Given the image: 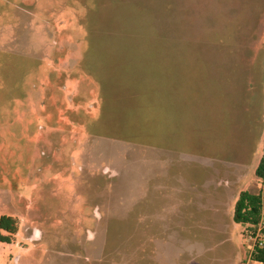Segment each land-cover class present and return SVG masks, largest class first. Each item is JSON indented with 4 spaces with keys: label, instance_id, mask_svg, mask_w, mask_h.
I'll return each instance as SVG.
<instances>
[{
    "label": "rangeland",
    "instance_id": "1",
    "mask_svg": "<svg viewBox=\"0 0 264 264\" xmlns=\"http://www.w3.org/2000/svg\"><path fill=\"white\" fill-rule=\"evenodd\" d=\"M168 44L194 57H264V0H0V264H156L154 239L170 233L157 208L170 229L190 226L202 202L188 197L200 191H180L195 156L112 126L133 111L122 108L117 57L165 55ZM229 221L232 245L215 238L212 254L247 264L256 232Z\"/></svg>",
    "mask_w": 264,
    "mask_h": 264
},
{
    "label": "crops",
    "instance_id": "2",
    "mask_svg": "<svg viewBox=\"0 0 264 264\" xmlns=\"http://www.w3.org/2000/svg\"><path fill=\"white\" fill-rule=\"evenodd\" d=\"M159 47L167 48V54L127 59L135 56L133 50L117 57L121 62L115 77L116 87L126 89L122 108L124 112L130 111L129 105L133 102V111L121 118L119 125L112 126L142 125L146 129H157V141L142 137L137 142L156 144L158 149L169 154L186 153L188 159L195 156L197 167L190 162L188 170L191 185L180 193L192 191L193 186L195 192H200L190 194L189 203L196 200L202 203L195 207L190 217L193 225L189 223V227L181 228L185 232L170 229L171 223L157 208L164 224H169L170 233L167 236L158 234L154 239L156 264H192L191 258L196 260V257L200 264L209 261L227 264L228 258L222 261L220 255L216 263L217 255L212 254L215 238L223 239L222 248L229 245L228 241L232 245L234 228L229 230V216L236 222L235 208L233 212L231 208L236 206L242 189L258 181V171L264 160V57H194L187 52L176 54L173 44ZM144 48L147 50L148 45ZM251 64L259 67H251ZM113 67L114 64H110L107 70ZM106 81L109 84L107 93L111 96L113 83L110 78ZM151 124L156 127H150ZM197 194L202 197L198 198ZM181 222L178 219L175 224ZM201 224L199 235L198 225ZM184 240H188L185 255L180 254ZM201 241L210 244L201 245ZM200 245L208 251L207 261L201 260L197 251ZM182 256H187V263L181 262Z\"/></svg>",
    "mask_w": 264,
    "mask_h": 264
},
{
    "label": "trees",
    "instance_id": "3",
    "mask_svg": "<svg viewBox=\"0 0 264 264\" xmlns=\"http://www.w3.org/2000/svg\"><path fill=\"white\" fill-rule=\"evenodd\" d=\"M145 131L146 128H143L142 125L137 126L135 128L134 134L136 135L139 132L140 138L138 139V136H135L134 139L138 141L143 139L142 137H144L146 134ZM131 138L133 139V137ZM263 163L258 171L259 175L261 174V171L264 167ZM260 210L261 201L259 196L251 192H244L241 194L236 203L234 210V220L237 224L244 228L246 234H254L259 223ZM253 259L257 262L264 263V232L255 246Z\"/></svg>",
    "mask_w": 264,
    "mask_h": 264
},
{
    "label": "built area",
    "instance_id": "4",
    "mask_svg": "<svg viewBox=\"0 0 264 264\" xmlns=\"http://www.w3.org/2000/svg\"><path fill=\"white\" fill-rule=\"evenodd\" d=\"M263 165H264V163H263ZM258 182H259L258 196H259L260 201H261L260 218H259V223H258L257 228H256V233L251 238L254 240V245L250 249L251 251H250V254H249L248 259H247V264H264V263L257 262L253 259V252H254L255 246L258 243L259 238L262 236V234L264 232V167L261 171V174L259 175Z\"/></svg>",
    "mask_w": 264,
    "mask_h": 264
}]
</instances>
